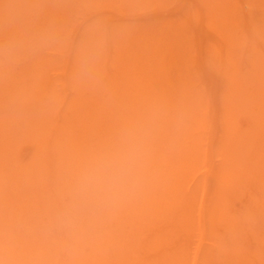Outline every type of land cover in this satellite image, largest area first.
Returning a JSON list of instances; mask_svg holds the SVG:
<instances>
[{
    "label": "bare ground",
    "instance_id": "obj_1",
    "mask_svg": "<svg viewBox=\"0 0 264 264\" xmlns=\"http://www.w3.org/2000/svg\"><path fill=\"white\" fill-rule=\"evenodd\" d=\"M59 1L0 0V264H185L183 244L174 240H179V236L190 232L188 230L195 226L205 237L211 235L212 222L221 223L225 235L229 236L228 239L224 238V245L226 239L227 245L237 241L239 234L231 232L236 218L234 219L233 211L230 212L229 208L232 193L230 184L237 192L241 184L245 185L250 178H255L248 177L254 174L253 171H250L251 175L247 173L246 176L245 173V177H242L241 170L245 163L237 164L238 160H242L239 155L243 156L247 151L254 156V160L250 158L256 162L254 167L259 169L264 165V49L263 52L256 50L257 42L264 48L263 13L260 14L262 22L258 20L260 25L256 23L255 26L251 22L250 25L255 28L251 30L253 27H249L259 40L252 39L257 43L255 49L252 46L255 42L250 39H246L249 41L247 43L241 38L240 43L236 41L239 38H235L236 42L231 38L235 44L231 46L236 53L229 55L232 57L229 58V64L233 70H230V77L227 74L231 78L227 84L230 85L228 94L231 93L232 96L229 94V103L225 107L229 106V111H232L230 114L225 110L229 116L219 144L222 152L221 160L214 170V188L207 199L205 210H200L197 219L194 218L193 210L197 187L195 184L189 185L187 176L191 173L190 168L191 171L196 169L193 168L197 165L196 161L202 160L197 156L200 152V137L195 139L190 133L197 126L188 112L191 114L194 103L182 101V94L179 95L181 89L174 85L180 84L188 90L182 84L180 73L181 82L177 79L178 82L171 83L168 78L170 74L166 75L167 69L164 70L166 65L169 68L167 56L162 54L160 57L156 53V58L152 55L159 52L156 48L158 45H154L156 47L152 48L156 49L155 52L151 50V53L149 49L146 51H150L148 56H154L157 60L146 56L145 63L141 58L144 65L137 63L141 72L135 66L136 63L126 62L124 58L126 64H129L127 69L119 73L117 67V70L114 69L115 75H110V71L105 70L106 66L104 70L98 69V63L91 62H73L70 69L64 68L62 72L59 70V74L51 75L54 68L52 58L42 55L40 46L37 47L39 42L37 44L36 35H41L40 43L48 41L50 32L44 30L45 33L42 34V29L47 30V26L52 25L48 27L50 30L55 20L59 21L57 8L62 0ZM262 1L261 7L264 6V0ZM66 3L70 5L71 0ZM65 9L67 12L66 7ZM246 44L252 49L245 47ZM244 50H248L244 55L253 69L239 75L235 62L238 59L242 61ZM129 58L128 61L132 59ZM132 61L133 59L130 62ZM19 63H22L21 68H14ZM131 64L135 69H132ZM237 65L241 68L240 63ZM142 71L146 72L143 74ZM92 72L94 76L89 74ZM185 74L188 79L189 73ZM103 76L107 78L105 85ZM86 77L92 79V82L85 81ZM146 77L148 80L154 77V82L150 83ZM157 83L162 85L158 86ZM68 89L71 96L67 95ZM228 99L226 97V102ZM16 105L21 106L20 109ZM235 107L239 109L236 111L233 109ZM239 117L244 121L243 126L237 121ZM143 123L151 125L152 135L139 184L104 212L72 224L65 222L61 218V209L67 189L78 169L93 154L110 146L126 128ZM17 143L28 147L26 155H19L21 149ZM250 162L248 163L251 164ZM259 171L257 173L263 176L264 171L260 172L262 175ZM254 172L256 173L255 170ZM252 180L249 187L262 191L260 184L264 185V182ZM247 186L243 187L244 190ZM260 197L262 196L253 197L255 201L252 200L251 203L259 205L262 202ZM263 205L264 203L259 208L256 207L258 214L264 209ZM237 215V220L241 222L243 217ZM247 218L250 221L248 216ZM258 223L252 224L256 226L255 229L259 228ZM262 233L261 231V235ZM246 241L248 246V240ZM260 241L264 242V239ZM255 242L253 246L251 243L247 247V258L250 255L259 258L260 255L256 256L258 252L254 250H264L262 247L257 249ZM227 245L223 246L218 241L211 248L216 253H222L225 251L222 248ZM239 246L240 250L229 245L231 250L227 247L228 251H236L233 256L226 250L225 256L234 260L235 263L232 264H241V261L243 264V260L247 264L251 257L249 260L245 258L247 262L245 259L239 260V252L246 250L244 242ZM249 249L254 253L248 256ZM236 253L238 255L235 257ZM260 257L263 262L264 257ZM229 258L228 264L231 261ZM253 261L251 264H255L256 260Z\"/></svg>",
    "mask_w": 264,
    "mask_h": 264
},
{
    "label": "rangeland",
    "instance_id": "obj_2",
    "mask_svg": "<svg viewBox=\"0 0 264 264\" xmlns=\"http://www.w3.org/2000/svg\"><path fill=\"white\" fill-rule=\"evenodd\" d=\"M63 1H65V3H63ZM66 2H68V0H62L60 2L58 6L59 8H57L60 15V17L58 18L59 21L55 20L53 24V28L49 30V28L52 26L50 25L47 26V30L42 29V34H44L45 31L50 32V38H48V41L51 40L53 42L46 41V43L44 44L45 42L44 41L40 43V41L42 40L41 35L40 34L36 35L38 36V41H36L37 44L39 42L37 47L40 46L39 48L42 51L41 52L42 55L44 54L43 56H45L46 58L48 57L49 59L52 58L53 63L52 61L51 63L54 65V68L52 71L53 73H51V75H53L54 73L56 75L59 74V70H61L62 72L64 68L70 69L73 62L76 63L88 62V64L90 62L98 63L97 66L98 69L104 70V66H106L105 70L107 69L108 72L110 71L109 72L110 75H115L116 72H114V69L117 70V67H118V72L120 71L119 73L125 72V69H127L126 67L129 65V64L127 65L126 62L132 64L136 63L135 66L139 67L138 65L140 64L144 65L141 61V58H143V60L146 56L148 58L149 57L154 58V56L157 53V56L160 54L159 55L160 57H162L161 56L162 54H165V57L167 56V59L169 61L168 62L169 68H166L168 67L166 65L164 70L167 69L166 75L169 76L170 74V77L173 74L171 78L167 76L171 80V83L174 84L175 83L174 81L178 82L181 76L182 84H184L183 86L187 87L188 90H185V88L180 86V84L175 83L174 85L180 87L179 89H181V91L179 90L180 91L179 95L182 94L181 95L182 101L194 103L193 105L191 104L194 107V108L191 107L192 108L191 114L190 111L188 112L189 115L191 116L190 118L192 122L197 124V126L196 127L194 126L190 133L194 135V136L192 135L194 138L196 137L197 139H199L198 137H200L199 139L200 142L198 143V146H200L199 147L200 152H198L197 156H199L200 158L199 160L201 159L202 160L201 161L197 160L198 162L195 160L197 165L194 166L193 168L196 169H193V171H191L192 168H190L189 172L191 173H189L187 176V181L189 182V185L195 184V187H197V189L195 188L197 192L195 195V201L193 206L194 218H197L200 210L201 209L203 210L204 207L208 204L207 199H209L210 193L214 188V182H213L214 170L221 160V152H222L221 151L222 147H219V144L222 141L221 137L224 134V130H225L224 128L226 125L227 116H229L227 113L230 112L231 114L232 111V109H230L229 111L228 109L229 106L228 108H226L227 106L225 107V105L229 103L228 98L231 95V93H229L230 95L228 94V92H230V88H229L230 85H228L229 83L227 84V82L231 80V78L229 79V77L230 74H232L231 71L233 70V69L231 70L232 67L229 64V62L231 61L230 59H232V57L230 58V56L232 55V53L233 54L236 53L235 52L236 50L234 51L232 49L231 44L233 45L234 42L236 41L240 42L241 38H244L245 42L247 43H249V41L252 39L258 38L255 33L254 36V34L251 32V30H253L255 27H253L250 24L251 22L252 23L254 22L255 24L253 25L257 26L260 23L259 21H261V19L264 18V17L262 18V16L260 15L261 13H263L262 15H264V11H263L264 6L262 7L260 6V2L262 4L263 1L262 0H71V4L69 3L70 5H68ZM65 7L67 8V12ZM62 10L64 13H62ZM56 16L58 17V15ZM37 23H40V21H38ZM250 26L253 27L251 30L249 28ZM248 35L250 36L252 35L253 38H250V36ZM231 38H233L232 41L234 40L233 43L231 41ZM235 38L236 39L239 38V40L235 41ZM246 39L247 40L250 39V40L246 41ZM252 41L253 43L255 42L254 40ZM257 43H258V47L255 46ZM257 43L255 42V44L252 45L253 48L256 47V50L260 49L262 51V49H264L261 46L262 44H260V42ZM45 45L46 48H44ZM154 45H158V46L156 47ZM246 46H249L248 48L252 49V47L250 48L249 44H246L245 47ZM152 47L153 48L156 47L157 50L159 49V52L158 51L155 52L154 50L156 49H153ZM128 48L130 49L129 50L130 53H133L132 55L129 53ZM161 48L162 51H160ZM146 49L147 50L149 49L150 51L153 50V52L155 53L153 54L152 51L151 53L154 56L153 57L148 56V54L150 55L149 53L150 51H146ZM246 49L247 48H245V50ZM248 50L243 52V55L248 53ZM142 51L143 52L145 51L144 52V54H146L145 56ZM135 52H137L138 54ZM127 56L130 57L129 59L132 58L133 61L135 62L133 61L130 62L132 59L128 61ZM157 56L155 57L157 58ZM117 57L119 59L122 58L123 60L121 61V59L119 60ZM245 57L246 55H244L242 59L243 62L239 61L241 59H238L237 60L238 62H235L237 69L239 68L238 69L239 75H244L252 71L253 69V66L249 65ZM124 58L126 62L124 61ZM156 58H154V60H157ZM244 60H246L247 63H245ZM121 62L123 63L121 64ZM143 62L147 63V59L144 60ZM137 63L139 64L137 65ZM238 63H240L241 68H243L242 71H240L241 68L239 65H237ZM21 64L22 63H19L18 64L19 66L16 65L14 66V68L20 69ZM132 64H131L132 69H135L133 68L134 65ZM113 65L116 66V68H114ZM108 67H110L111 69L110 68L108 69ZM138 69L140 70V67ZM111 71H113V73ZM184 72L185 73L187 72V74L189 73V75H187L189 77L188 79L185 77L186 74ZM183 73H184V78L186 79L183 78L182 76ZM89 74L94 76V72ZM143 74L141 75L142 77ZM227 74L229 77H227ZM152 75H154V73ZM152 75H150L149 77L151 78ZM106 79H107L106 76H103L104 85L107 84ZM154 79L155 78L152 77V79L148 80L146 77V80L149 81L150 83L154 82L153 81ZM177 79L179 80L177 81ZM85 81L92 82V79L86 77ZM147 81L146 83H149ZM223 82L224 84H222ZM156 85L161 86L162 84L160 85L159 83H157ZM66 92L65 93L68 96L72 95L69 89L66 90ZM226 97L228 99V102H226ZM27 103L30 102L27 101ZM27 103L26 105H28ZM19 105H16V107H19L20 109L21 106ZM233 109L237 111L239 108L235 107ZM225 110H227V113L225 112ZM240 117L237 119V121L240 123V126L241 125L243 126L244 121ZM17 145L18 148L21 149V151H19L20 156H24L25 153L27 154L29 149L26 145H25L26 148L24 147V144H22L23 145L22 146L17 143ZM246 153L247 151L244 152L243 154L246 156L248 154ZM249 154L246 157H244V155L243 156L239 155L242 158V160L237 161L235 160V157L234 160L237 161V164L240 162L242 164L245 163L243 170H241L242 175L246 173L247 176L249 173H251L250 171H253L255 175L252 173L253 175L249 174L251 176L248 177H255V178H250V181L247 180L249 182H245L244 183L245 185L241 184L240 186L241 188L237 190V192L234 190L235 188H233V186L230 184V187H232L230 191L232 193L230 196L231 198L228 197L230 198L229 200L230 201L229 204L231 206L229 207L230 212L233 211L236 215L235 216L234 213L232 212L234 219L236 218L235 220L238 221L237 214H240L241 217H243V219L241 218L242 219L241 222L234 221L232 225L233 229L231 230V232L234 234H239L238 235L239 237L237 235L235 236L238 237V240L237 241L234 240V242L229 243V245H232V248L235 247L234 249H236L237 247L238 250H240L239 245L241 242L242 243L244 242L246 250L244 251L241 250L239 252L240 255L237 254L238 251L235 254V257L238 255L239 258L238 257L237 258L239 260H243L247 258L246 256L248 253L247 252L248 248L251 245V243H252L251 246L254 245V242L256 241V238H258V236L264 239L263 237L264 209L262 211L259 210L261 211L260 212L261 214L257 213L258 210L257 208H259V206H262V203H264V189H263L264 185H262V183L260 184L262 191H259L252 186H251L252 188L249 187L250 186L249 184L251 183V179L253 180L256 179L257 180L256 182L258 183L264 182V179H262V177L264 178V175L260 176L257 173L259 169H260L259 173L261 171L263 173L264 167L262 166L264 165H261L259 169L257 167H254L256 163L253 161L254 156H251V153ZM250 158L253 160H250ZM243 159L245 160L243 161ZM247 161L248 162L251 161L250 162L251 164H249ZM248 165H250V167L253 166L257 174L254 172L253 168L248 167ZM242 177L245 176L243 175ZM254 185L257 186L256 184ZM245 186H247V188L249 187L248 190L247 188H245L244 190L243 187ZM254 189L257 191H254ZM250 190L254 191V194H251L252 192ZM256 195L262 196L260 197L262 199L258 198L259 200L262 201L261 203H259V205H253V203H251L253 202L252 200H254L253 197H259ZM257 201L256 204L258 203ZM254 208H256L255 211ZM198 209L199 211L197 212ZM249 209L251 210L253 209V210L251 211ZM248 214L251 216H249ZM240 215H239V219H240ZM247 216L249 217L250 221H248ZM197 219H195V223ZM245 219H247V221L250 222V225H248ZM254 221L257 223L259 222L258 229H255L256 226L254 227L252 225L255 224ZM238 223H240L241 225H239ZM196 228L197 226L193 227L192 230L191 229L188 230L190 232L185 233L182 236H179V240L178 239L174 240L175 242L179 241L178 244L179 243L183 244L182 247L184 250V255L186 257L185 264H228L229 256L227 255L225 256V253L227 252L228 254L231 253L233 254L234 251L236 250L233 249L234 250L233 252L227 250V247L229 246L227 245L228 242L227 239L229 236L225 235V230L222 224L217 222H212L211 235H207L206 237L205 235H203L202 232H198L200 231L199 228L197 229ZM261 231L263 232L262 235H261ZM246 232L247 233L250 232L249 235ZM250 234H252L253 236H251ZM250 236L253 240L250 238ZM226 237L227 239L225 240V245L227 246L223 247L222 249L224 250L225 248V251L226 250L227 251L226 252L223 251L222 253L214 252L211 246H215L216 244H218V241L219 243L222 242L223 246H225L223 241L224 238ZM262 238L260 239L262 240ZM246 239L248 240V246ZM260 239L258 238L257 240V246L255 242V246L257 249L261 247H262L261 249L264 248V242L260 241ZM259 241L262 243H260ZM206 248L208 249L206 250ZM228 248L229 250H231V247ZM241 248L244 247L241 246ZM249 251L250 252L248 256L250 255L252 250L249 249ZM254 252L259 253V254L258 253L255 254L256 256L260 255L264 257V254H262L264 253V250L262 251L254 250ZM260 256L259 258H256L255 256L250 255L249 256L251 257L250 261L247 262V260L245 259V262H247V264H251L253 260H256L255 264H264V261L262 262L263 258ZM249 257L247 258L248 260ZM219 258H221V260L223 259L222 262ZM27 260L28 258L25 261ZM233 261L234 260L231 258L229 264L235 263ZM243 264H244V260H243Z\"/></svg>",
    "mask_w": 264,
    "mask_h": 264
},
{
    "label": "clouds",
    "instance_id": "obj_3",
    "mask_svg": "<svg viewBox=\"0 0 264 264\" xmlns=\"http://www.w3.org/2000/svg\"><path fill=\"white\" fill-rule=\"evenodd\" d=\"M151 135L149 123L131 126L89 157L67 189L61 218L72 224L100 214L135 188L142 178Z\"/></svg>",
    "mask_w": 264,
    "mask_h": 264
}]
</instances>
